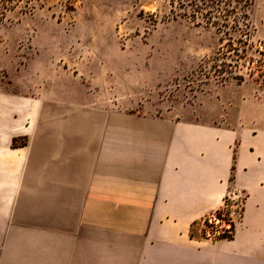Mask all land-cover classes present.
<instances>
[{
    "label": "crops",
    "instance_id": "crops-1",
    "mask_svg": "<svg viewBox=\"0 0 264 264\" xmlns=\"http://www.w3.org/2000/svg\"><path fill=\"white\" fill-rule=\"evenodd\" d=\"M57 1L45 0L28 33L0 29V197L18 194L26 167L29 189H43L28 194L44 196L50 215L43 236L13 237L22 256L1 264H264V95L242 82L206 87L160 115L84 107L99 93L64 85L100 82L102 61L110 83L107 56L84 55L95 14L66 28L50 10ZM7 79L59 91L37 105L5 92ZM231 190L244 195L241 219L230 238L208 239L203 225Z\"/></svg>",
    "mask_w": 264,
    "mask_h": 264
},
{
    "label": "rangeland",
    "instance_id": "rangeland-1",
    "mask_svg": "<svg viewBox=\"0 0 264 264\" xmlns=\"http://www.w3.org/2000/svg\"><path fill=\"white\" fill-rule=\"evenodd\" d=\"M180 1L58 0L50 6L54 17L57 14L65 17L58 21L66 28L76 23L77 13L95 14L91 21L94 23L90 30L91 40L89 37L83 40L86 46L92 45V52L84 55L98 53L107 56L105 68L110 83L102 82L105 76L102 75V61L100 82H68L64 85L67 90L78 95L99 93V100L83 99L84 107L138 111L146 115H160L174 106L191 103L194 96L206 87L245 82L255 89L257 96L264 95V0H251L245 34L236 30L218 31L205 25L201 19H173L171 10L177 11ZM29 2L33 3L28 6L26 3ZM43 6L45 0H18L17 5L0 0V29L20 26L24 33H28L32 28L29 18ZM99 14L104 16L100 18ZM25 38L22 44L27 43V34ZM23 48L22 54L27 56L26 45ZM58 87L56 84L12 83L8 79L4 83L5 92L19 96L35 95L37 105L44 92L50 90L56 94ZM59 106L53 99L52 109ZM62 106L70 108L72 105L69 100ZM42 117H37L36 124ZM50 118L52 124L60 121L59 115ZM19 141L17 146L26 145L27 137H21ZM30 182L33 185L38 183ZM28 186L25 167L20 173L18 194L0 197L6 210L0 228L3 241L0 243V264L5 259L22 256L18 249L21 244L10 242L13 237L24 241L28 236H43L45 226L49 225L50 215L44 205V196L28 194L43 189L37 184L36 189Z\"/></svg>",
    "mask_w": 264,
    "mask_h": 264
},
{
    "label": "trees",
    "instance_id": "trees-1",
    "mask_svg": "<svg viewBox=\"0 0 264 264\" xmlns=\"http://www.w3.org/2000/svg\"><path fill=\"white\" fill-rule=\"evenodd\" d=\"M251 4V0H181L178 3L179 9L171 10V14L173 19L183 17L193 21L201 19L205 25L214 27L218 31L236 30L245 34L248 29ZM222 209L221 207L214 214L221 217ZM233 231L234 227L232 233ZM231 235L226 234L221 238H230Z\"/></svg>",
    "mask_w": 264,
    "mask_h": 264
},
{
    "label": "built area",
    "instance_id": "built-area-1",
    "mask_svg": "<svg viewBox=\"0 0 264 264\" xmlns=\"http://www.w3.org/2000/svg\"><path fill=\"white\" fill-rule=\"evenodd\" d=\"M11 5H17L18 0H5ZM33 2L26 3L30 6ZM241 192H229L222 209L221 217L214 213L210 215L205 224L204 234L208 239H218L223 235L232 234L233 227L241 219L244 195ZM242 194V193H241Z\"/></svg>",
    "mask_w": 264,
    "mask_h": 264
}]
</instances>
